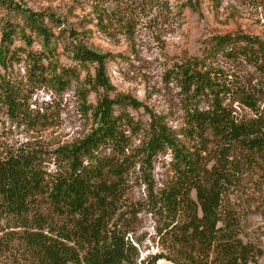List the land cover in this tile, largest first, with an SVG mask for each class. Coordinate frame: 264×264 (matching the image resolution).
<instances>
[{
	"label": "trees",
	"instance_id": "1",
	"mask_svg": "<svg viewBox=\"0 0 264 264\" xmlns=\"http://www.w3.org/2000/svg\"><path fill=\"white\" fill-rule=\"evenodd\" d=\"M25 12L29 33L19 25L4 26L0 60L12 61L21 50L30 74L41 83L60 89L76 80L83 99L88 93L99 97L95 105L84 106L93 118L90 131L55 151L54 171L46 170L36 150H5L0 140V264H259L263 249L243 239L230 188L251 169L264 185V41L242 32L213 35L203 58L186 59L170 70L187 102L184 128L177 133L151 115L141 129L116 107L136 109L142 103L125 94H107L113 89L107 55L88 48L77 31L70 30L65 41V29L54 15ZM31 34L43 50L16 47L6 59L12 37L29 45ZM59 41L73 66L52 60L51 43ZM217 54L251 64L261 89L235 90L233 102L224 103L229 85L218 81L206 62ZM77 67L85 70L81 81ZM1 94L9 108L17 106V91L9 81ZM234 102L252 116L240 117ZM126 127L142 132V150L129 151ZM165 147L172 153L170 178L158 191L148 180L145 200L129 205L135 164L149 162V154ZM142 209L152 216L160 249L143 259L142 240L132 227Z\"/></svg>",
	"mask_w": 264,
	"mask_h": 264
},
{
	"label": "rangeland",
	"instance_id": "2",
	"mask_svg": "<svg viewBox=\"0 0 264 264\" xmlns=\"http://www.w3.org/2000/svg\"><path fill=\"white\" fill-rule=\"evenodd\" d=\"M25 10L54 15L60 28L65 29V41L70 30L77 31L88 48L107 55L106 73L113 87L107 94H125L142 103L136 109L116 107L117 112L124 109L141 129L147 128L151 115L160 117L177 133L184 128L187 102L170 70L186 59L203 58L204 48L213 35L242 32L264 41V0H191L190 4L188 0H0V40L2 28L9 24L19 25L29 33ZM51 44L52 60L61 66L74 65L62 41ZM16 47L32 53L43 50L36 35L31 34L29 45L14 35L6 59ZM12 57V61L0 60L2 146L5 150H36L43 156L46 170L54 171L55 151L90 131L93 118L84 106L95 105L99 95L88 93L83 99L82 85L76 80L65 88H52L30 74L28 59L21 50ZM206 62L218 81L229 85L226 104L233 102L235 90L261 89L259 73L239 56L217 54ZM77 69L81 81L85 70ZM5 81L16 88L14 108L2 99ZM199 105L204 107L203 99ZM232 106L240 117L252 116L238 103ZM125 133L129 137V151L142 150V132L126 127ZM148 160L137 162L130 175L129 205L145 200L148 180L158 191L171 176L170 149L151 153ZM230 200L238 213L243 239L263 249L258 262L264 264V185L255 170L244 172L232 185ZM132 223L135 235L142 240L140 258L158 253L151 214L146 209L139 210ZM156 264L172 263L159 260Z\"/></svg>",
	"mask_w": 264,
	"mask_h": 264
}]
</instances>
